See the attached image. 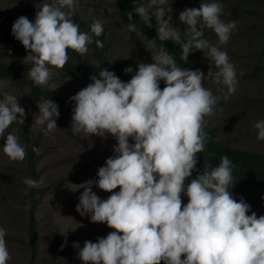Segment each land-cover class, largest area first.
<instances>
[{"label":"clouds","instance_id":"1","mask_svg":"<svg viewBox=\"0 0 264 264\" xmlns=\"http://www.w3.org/2000/svg\"><path fill=\"white\" fill-rule=\"evenodd\" d=\"M173 2L144 0L133 11L148 28L154 18L157 37L178 45L182 60L200 50L217 70L210 67L205 75L200 69L182 68L167 48L153 43V62H139L127 82L102 68L99 78L93 73L92 82L70 97L75 102L73 134L105 138L111 134L116 139L114 155L97 169V180L83 184L76 205L81 216L114 231L96 242L85 240L82 248L79 242L73 246L83 264H264V215L251 211L243 197H234L232 160L223 155L216 166L205 160L203 171L196 167L197 154L205 151L208 140L205 118L215 115L221 98L227 101L236 93L238 75H244L220 47L237 30V22L221 18V0H204L179 13L185 26L181 29L172 19ZM76 4L77 0H54L41 6L34 20L21 15L13 22L11 33L28 50L32 62L28 76L36 85L49 82L50 66L62 68L68 62L69 49L84 55L93 35L104 32L98 19L90 32L81 31L73 20ZM127 15L129 31H137L132 12ZM205 29L217 35L216 44L204 37ZM95 43L103 47L101 40ZM123 71L132 73L133 68ZM208 78L222 86L218 88L222 97L205 87ZM37 106L35 122L50 135L58 128L59 106L52 99L37 101ZM25 117L16 96L0 98V139L3 152L13 161L25 160L26 145L15 133H5L14 122L22 125ZM253 127L257 141H264V119ZM33 151L39 149L34 146ZM23 183L30 189L39 187L40 181L25 177ZM93 184L111 195L102 199ZM118 186L119 191H113ZM6 236L0 226V264L12 258Z\"/></svg>","mask_w":264,"mask_h":264},{"label":"rangeland","instance_id":"2","mask_svg":"<svg viewBox=\"0 0 264 264\" xmlns=\"http://www.w3.org/2000/svg\"><path fill=\"white\" fill-rule=\"evenodd\" d=\"M26 2L0 0V9L9 14L21 15L25 12ZM53 2L38 0L35 11L45 3ZM138 2L140 4L144 0ZM221 3V18L226 22L236 21L237 30L232 33L228 43L220 47L227 51L237 72L242 71L244 75H238L236 93L227 101L221 98L216 105L215 115L205 118L206 127L230 145L264 151V141H257L253 127L257 121L264 119V70L256 76L253 74L254 67L264 62V0H221ZM185 5V0H174L172 4L173 22L181 29L178 16ZM94 19L104 24L101 35L103 52H97L92 42L88 52L79 54L80 57L90 65L103 63L123 73L126 67L131 66L133 72L125 73L131 78L141 62V56L134 38L119 21L114 0H77L73 20L91 25ZM152 20L155 25L154 18ZM206 39L216 44L218 37L209 29ZM143 47L147 49L148 46L144 44ZM27 55L28 50L13 35L0 34V63L22 66L24 72H28L32 62ZM204 55L200 57L196 69L202 70L205 75L210 67L215 72L217 69L214 64ZM152 62V59H148L145 63ZM50 71L53 74L51 79L42 86L66 99L92 82L90 76L93 72L89 70L81 69L78 73L70 74L50 66ZM204 83L214 95L223 96L224 92L218 90L222 86H218L212 78ZM28 93L27 85L0 74V98L8 94L18 98L20 106L25 108L28 136L39 149L35 152L34 167L40 181V193L31 213L37 243L35 257L30 260L26 231L29 209L24 205L22 193L26 177L25 160H10L3 152L4 140L0 139V226L7 231L6 241L12 257L8 264H83L78 256L79 249L73 246V242H79L82 248L85 240L96 242L97 237H104L114 229L106 223L92 222L88 215L81 216L76 211V205L84 191L83 184L97 180V169L105 164L107 157L114 155L116 139L111 134L106 138L84 132L73 134L72 110L57 102L60 111L58 128L50 135L45 134V126L36 124L35 119L39 111L37 101L42 102L48 98L40 97L30 101ZM8 132L15 133L20 140L18 123L14 122L6 130L5 136ZM92 190L102 199L111 195L95 184ZM113 191H119V186ZM250 191L248 195L232 190L234 197L237 200L243 197L257 216L264 215V189ZM182 199L183 203L188 202L187 197ZM62 244H65L63 248Z\"/></svg>","mask_w":264,"mask_h":264},{"label":"trees","instance_id":"3","mask_svg":"<svg viewBox=\"0 0 264 264\" xmlns=\"http://www.w3.org/2000/svg\"><path fill=\"white\" fill-rule=\"evenodd\" d=\"M186 7H198L200 3H203L204 0H185ZM38 0H27L25 4V12L21 15L26 16L29 20L35 19V6ZM116 4V11L119 18V21L127 28L129 24L128 13L132 12L133 20L135 22L137 31L130 32L131 36L134 38L138 49L139 55L141 56V62H146L148 59H152V53L154 49L152 47L153 43L157 47H165L168 52L173 55V58L176 60L177 64L184 68H190L195 70L198 65V61L204 52L200 50L193 51L189 54L188 61L181 59L182 50L178 45H175L172 41H161L157 37V32L155 25L152 20L153 27L148 28L144 26L143 22L139 19L138 15L133 11L134 7L139 4L138 0H114ZM21 15H13L6 13L0 9V34L9 35L11 33L13 22ZM82 29L85 32H90V25L83 21H77ZM179 25L183 28L185 26L179 22ZM209 33V29H205L204 37L206 38ZM102 36L93 35V43L97 52H103V47H97L95 41L101 40ZM102 41V40H101ZM103 42V41H102ZM147 44V49L143 46ZM69 60L62 67L58 68L66 73L75 74L82 70H89L93 73H96L98 76L99 71L102 68H107L110 71H114L117 76L120 77L122 81L127 82L131 79L128 75L123 72H120L116 69L108 67L106 64L99 63L97 66L90 65L85 59H82L74 50H68ZM32 67V64H31ZM264 70V62H261L254 67L253 74L256 76L258 73ZM0 74L7 75L18 81L21 84L27 85L29 88L28 97L30 101H34L40 97H45L52 99L53 101L60 103L70 110L74 107V101L66 99L65 97L59 95L57 92H54L50 88H45L42 85H36L28 76V72H24L22 66H11L0 63ZM99 78V76H98ZM165 86L163 82H160L161 89ZM20 129V140L22 144L26 145V158L24 162V171L26 177H30L38 181V173L34 167V156L35 152L33 151V143L31 142L28 136V124L25 117L24 123L22 125L18 124ZM205 131L208 133V140L205 145V151L203 153H198V163L197 169L203 171L204 161L207 160L213 166H216L220 162V158L223 155H227L235 165L233 170L234 184L232 190L239 193L251 194L252 189L262 188L264 189V151H258L253 149L240 148L237 146L230 145L224 140L217 138L215 133L209 128H205ZM197 173L193 172V177ZM189 182L186 180V183ZM22 193L25 199L24 205L29 209L28 223L26 224L27 238H28V248L30 251V260L35 257L36 253V235L34 232V222L32 220V208L34 207L35 202L37 201L40 193V187H34L28 189L25 184L22 185ZM183 258V256H182Z\"/></svg>","mask_w":264,"mask_h":264}]
</instances>
